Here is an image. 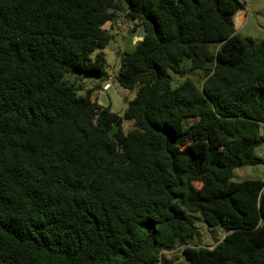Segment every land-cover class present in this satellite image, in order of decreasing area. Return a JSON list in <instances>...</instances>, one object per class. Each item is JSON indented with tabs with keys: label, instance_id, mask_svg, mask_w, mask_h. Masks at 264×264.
Segmentation results:
<instances>
[{
	"label": "trees",
	"instance_id": "obj_1",
	"mask_svg": "<svg viewBox=\"0 0 264 264\" xmlns=\"http://www.w3.org/2000/svg\"><path fill=\"white\" fill-rule=\"evenodd\" d=\"M242 10L0 0V264H163L182 247L177 264H264V180L234 181L264 164V40L236 33ZM121 13L143 38L120 54L116 80L136 93L123 115L77 86L108 77L105 27ZM184 64L202 86L175 85ZM195 217L228 234L190 246Z\"/></svg>",
	"mask_w": 264,
	"mask_h": 264
},
{
	"label": "rangeland",
	"instance_id": "obj_2",
	"mask_svg": "<svg viewBox=\"0 0 264 264\" xmlns=\"http://www.w3.org/2000/svg\"><path fill=\"white\" fill-rule=\"evenodd\" d=\"M243 4H245V17L239 19L236 22V25L239 21H242V24L237 28L235 27L236 33L241 38H252L258 41L264 40V0H241ZM122 15H119V19L116 21L115 25L120 24H126L127 30L132 31L133 35H137L139 39L142 38V29L138 26H136L134 22H129L125 15L121 13ZM244 21V23H243ZM235 23V22H234ZM117 24V25H118ZM116 28L120 29L121 27L117 26ZM110 28V27H108ZM115 27L108 29L111 31V35L113 36L112 40L107 44L106 48L102 51L105 55V59L107 61V68L106 71L108 75H113L115 78L117 77L120 68H121V52L124 50H130V48H133V45H129L126 47V41L124 39V35L121 32H118ZM125 29V30H126ZM135 29V31L133 30ZM139 39L135 41V44L139 42ZM184 67L186 69V74L184 77H176L175 78V85H178L185 81L186 78H192L198 82L200 86L203 85L204 81L201 79V77L195 73L189 71V65L184 64ZM66 79L69 81H73L74 78L70 75L66 76ZM84 79L79 80L77 82V86L79 89V94L84 95L86 91L90 89V85L88 83H83ZM107 81H102L99 84L92 86L90 90L93 92L96 91L95 97L99 98V102H102L104 105L108 106L110 103L112 104V109L114 112L122 114L125 109L127 108V104L129 101L133 100L135 98V91H128L124 89L119 82L115 79L112 82V89L106 93L100 92V89L103 88ZM103 93V94H102ZM102 94V95H101ZM133 125L129 122L124 124V130L128 132L131 130ZM116 131V128H113L111 130V133L113 134ZM255 157L259 160H261L264 163V146L261 147L255 154ZM234 181L241 182L244 180H250V179H260L264 180V164H260L259 166L255 167H245L238 169L235 172ZM199 187V185H196ZM196 226L199 229L200 232V240L199 244H191L190 246H193L194 248H200V247H206V248H213L218 243H220L224 237L228 234L223 228L217 227V228H209L203 220L199 217H195ZM184 247L177 249L173 252H165L162 255V258L164 260L163 264L168 263H185V258L183 256L182 250Z\"/></svg>",
	"mask_w": 264,
	"mask_h": 264
},
{
	"label": "crops",
	"instance_id": "obj_3",
	"mask_svg": "<svg viewBox=\"0 0 264 264\" xmlns=\"http://www.w3.org/2000/svg\"><path fill=\"white\" fill-rule=\"evenodd\" d=\"M245 10H242V11H239L236 15H238V14H241V13H243L244 14V16H245ZM235 15V16H236ZM235 18V17H234ZM234 22H235V19H234ZM118 23V22H117ZM243 23H244V21H243ZM242 24V23H241ZM240 24V25H241ZM234 25H235V27L237 26V28H239V26L240 25H236L235 23H234ZM113 26V27H112ZM108 27H110V28H112V30H113V28L115 27V23L114 24H108V25H106V29H110V28H108ZM116 28V27H115ZM117 29V28H116ZM126 28H123V29H117V31L118 32H121L123 35H124V39H125V41H126V47H128L129 45L131 46V45H133V48H130V50H124L123 52H132L133 50H134V45H135V41L136 40H138L139 39V37L137 36V35H133V33H132V31H130V30H125ZM83 83H88L91 87H90V89L92 88V86H95V85H97V84H99L100 85V83L102 82V80H100V79H96V78H85L83 81H82ZM89 89V90H90ZM102 89V88H101ZM100 89V90H101ZM87 92V91H86ZM101 91H98L97 93H100ZM95 94H96V91L95 92H93V94H92V100L94 101V100H97L98 101V103L101 105V106H104V107H107L106 105H104L102 102H99V98H97V97H95ZM103 94V93H102ZM101 94V95H102ZM108 106H110L111 107V109L113 108L112 107V104L110 103ZM126 110V109H125ZM112 111L114 112V110L112 109ZM116 113V112H115ZM124 113V112H123ZM123 113L121 114V115H123Z\"/></svg>",
	"mask_w": 264,
	"mask_h": 264
},
{
	"label": "built area",
	"instance_id": "obj_4",
	"mask_svg": "<svg viewBox=\"0 0 264 264\" xmlns=\"http://www.w3.org/2000/svg\"><path fill=\"white\" fill-rule=\"evenodd\" d=\"M118 24V23H117ZM116 24V25H117ZM115 25V27H116ZM117 26L121 27L120 29L126 28L127 25L126 24H118ZM118 29V28H117ZM116 78L113 75H108V77L105 79L107 82L105 83V85L103 86V88L101 89V92L106 93L108 91H110L112 89V82L113 80H115ZM104 80V81H105Z\"/></svg>",
	"mask_w": 264,
	"mask_h": 264
},
{
	"label": "bare ground",
	"instance_id": "obj_5",
	"mask_svg": "<svg viewBox=\"0 0 264 264\" xmlns=\"http://www.w3.org/2000/svg\"><path fill=\"white\" fill-rule=\"evenodd\" d=\"M242 23V21H239L238 23H237V25H240Z\"/></svg>",
	"mask_w": 264,
	"mask_h": 264
},
{
	"label": "water",
	"instance_id": "obj_6",
	"mask_svg": "<svg viewBox=\"0 0 264 264\" xmlns=\"http://www.w3.org/2000/svg\"><path fill=\"white\" fill-rule=\"evenodd\" d=\"M143 41V38L139 39V42Z\"/></svg>",
	"mask_w": 264,
	"mask_h": 264
}]
</instances>
